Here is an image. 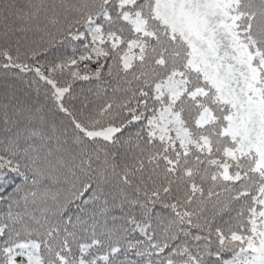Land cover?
I'll return each mask as SVG.
<instances>
[{"label":"snow or ice","instance_id":"obj_1","mask_svg":"<svg viewBox=\"0 0 264 264\" xmlns=\"http://www.w3.org/2000/svg\"><path fill=\"white\" fill-rule=\"evenodd\" d=\"M0 264H264V0H0Z\"/></svg>","mask_w":264,"mask_h":264}]
</instances>
